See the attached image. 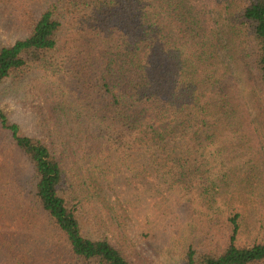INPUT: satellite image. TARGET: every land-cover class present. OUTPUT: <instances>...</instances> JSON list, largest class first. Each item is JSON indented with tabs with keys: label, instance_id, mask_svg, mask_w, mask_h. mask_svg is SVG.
Returning <instances> with one entry per match:
<instances>
[{
	"label": "trees",
	"instance_id": "16d2710c",
	"mask_svg": "<svg viewBox=\"0 0 264 264\" xmlns=\"http://www.w3.org/2000/svg\"><path fill=\"white\" fill-rule=\"evenodd\" d=\"M0 30L30 119L0 107V264H264V0H0Z\"/></svg>",
	"mask_w": 264,
	"mask_h": 264
},
{
	"label": "rangeland",
	"instance_id": "374dc122",
	"mask_svg": "<svg viewBox=\"0 0 264 264\" xmlns=\"http://www.w3.org/2000/svg\"><path fill=\"white\" fill-rule=\"evenodd\" d=\"M1 33L2 31L0 30V35ZM1 38L7 40L6 35L1 36ZM23 82L24 81L9 83L8 88L5 87L2 89L0 94V107L8 112L12 120L25 127L26 124L30 125V119L28 114V97L24 96L20 89ZM145 248L150 260H154L153 264H157V259L160 258L161 255H169L168 252L171 249V243L158 237L155 240L153 239L145 243Z\"/></svg>",
	"mask_w": 264,
	"mask_h": 264
}]
</instances>
